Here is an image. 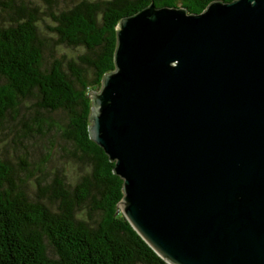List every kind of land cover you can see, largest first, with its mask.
<instances>
[{
    "label": "water",
    "instance_id": "1",
    "mask_svg": "<svg viewBox=\"0 0 264 264\" xmlns=\"http://www.w3.org/2000/svg\"><path fill=\"white\" fill-rule=\"evenodd\" d=\"M89 133L170 264H264V0L152 2L117 25Z\"/></svg>",
    "mask_w": 264,
    "mask_h": 264
},
{
    "label": "trees",
    "instance_id": "2",
    "mask_svg": "<svg viewBox=\"0 0 264 264\" xmlns=\"http://www.w3.org/2000/svg\"><path fill=\"white\" fill-rule=\"evenodd\" d=\"M211 1L47 0L39 9L10 0L0 18V130L11 117L19 143L50 145L38 161L0 154V264H170L119 208L124 179L89 133L92 91L116 69L123 17L152 2L200 13Z\"/></svg>",
    "mask_w": 264,
    "mask_h": 264
},
{
    "label": "rangeland",
    "instance_id": "3",
    "mask_svg": "<svg viewBox=\"0 0 264 264\" xmlns=\"http://www.w3.org/2000/svg\"><path fill=\"white\" fill-rule=\"evenodd\" d=\"M75 0H56L57 5L69 4L71 5ZM10 0H0V18L6 16L5 7H7ZM16 2H20V0H16ZM25 2L29 5H36L39 9H44L47 5V0H25ZM69 51L68 49H66ZM50 52H48L49 55ZM71 53V52H69ZM19 127V124L14 125V121L9 118L7 123L0 130V154L7 156L13 163H17L19 161V156L22 155L23 159L27 158L30 162L32 159L38 161L39 159L44 157L46 149H48L50 143L46 142L44 138H31L28 143L24 141V144L19 143V137L16 135V129ZM51 143L55 144L54 148L59 149L62 143V140L57 137V140L51 139ZM43 152V153H42ZM27 153V154H26ZM60 161L67 163V157H60L58 160V164ZM56 163V164H57ZM67 168H69V173L71 176L75 177L78 172H80V168H73L69 164H66ZM70 166V167H69Z\"/></svg>",
    "mask_w": 264,
    "mask_h": 264
}]
</instances>
